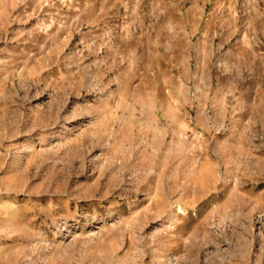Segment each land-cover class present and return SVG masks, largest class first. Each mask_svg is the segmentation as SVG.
<instances>
[{"label":"rangeland","instance_id":"rangeland-1","mask_svg":"<svg viewBox=\"0 0 264 264\" xmlns=\"http://www.w3.org/2000/svg\"><path fill=\"white\" fill-rule=\"evenodd\" d=\"M0 264H264V0H0Z\"/></svg>","mask_w":264,"mask_h":264}]
</instances>
